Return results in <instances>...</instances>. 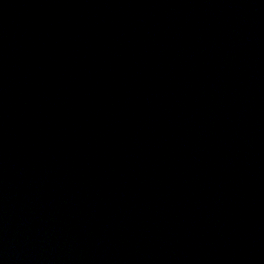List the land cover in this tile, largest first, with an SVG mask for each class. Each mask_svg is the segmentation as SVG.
Wrapping results in <instances>:
<instances>
[{
	"label": "water",
	"instance_id": "1",
	"mask_svg": "<svg viewBox=\"0 0 264 264\" xmlns=\"http://www.w3.org/2000/svg\"><path fill=\"white\" fill-rule=\"evenodd\" d=\"M0 264H264V0H0Z\"/></svg>",
	"mask_w": 264,
	"mask_h": 264
}]
</instances>
